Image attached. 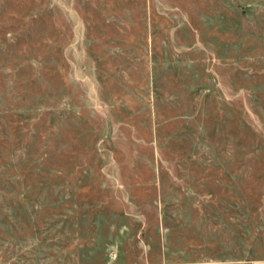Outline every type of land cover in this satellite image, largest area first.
Masks as SVG:
<instances>
[{
	"label": "rangeland",
	"instance_id": "1",
	"mask_svg": "<svg viewBox=\"0 0 264 264\" xmlns=\"http://www.w3.org/2000/svg\"><path fill=\"white\" fill-rule=\"evenodd\" d=\"M0 264H264V0H0Z\"/></svg>",
	"mask_w": 264,
	"mask_h": 264
}]
</instances>
